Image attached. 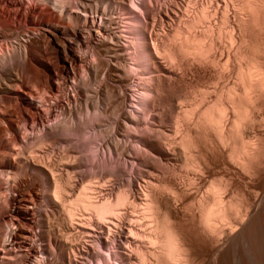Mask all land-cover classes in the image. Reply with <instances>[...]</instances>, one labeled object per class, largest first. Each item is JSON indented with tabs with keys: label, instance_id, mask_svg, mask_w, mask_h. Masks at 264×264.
I'll use <instances>...</instances> for the list:
<instances>
[{
	"label": "rangeland",
	"instance_id": "rangeland-1",
	"mask_svg": "<svg viewBox=\"0 0 264 264\" xmlns=\"http://www.w3.org/2000/svg\"><path fill=\"white\" fill-rule=\"evenodd\" d=\"M257 1L0 0V75L2 73L0 76V123L2 126L6 124L3 126L5 127L3 133L0 134V153L2 150L5 153H16H13L17 158L16 160L14 157L15 161H18L17 163L20 161L19 164L23 165L18 166V170L16 172L13 171L14 174L12 170L10 171L6 162L0 167V264H118L113 247L114 244L116 246H123L124 244L122 243L123 241H118L117 230L119 229L113 226V222H108L111 228L110 231L105 225L106 223L104 224V222L97 220L91 210H87V212L90 211L92 213H87L82 208L81 211L79 210L80 208H77L71 220L67 215L68 202L72 201L73 196H75L82 184L86 183L88 193L92 194V197L94 196L92 200L99 202L106 197L109 199L115 198V192L118 190L124 189V191L130 192L131 190L134 191V189L140 190V187L143 189L147 185L156 193L158 191L161 193L166 188L167 190L165 189L164 192L167 194L169 189H171L170 187L174 188L175 183H178L179 186L181 184L182 190L179 186L176 187H179L178 190L183 191V194L180 191L179 195L182 196V199L179 197L181 199L180 202L178 203V200H176L175 203L179 205L178 210L182 213L187 209L186 207H188L189 203H196V201H192L195 198V194L198 193L196 195L198 197L202 196V192L203 196L206 195L210 182L214 183L216 180L217 182L222 181L224 184L229 180L227 182L230 183L227 184L229 188L231 187L229 189V200L236 201V197H239L243 203L246 200H250L251 196V199L254 198L256 200H253L256 204H263H261L263 207L259 205L261 214L259 213L256 216L257 219L255 218V221L247 224L248 227L245 226L242 230L243 233L237 234L239 237L236 235L234 237L235 240L233 239L234 241L232 240L227 246L224 245L227 254L224 251L221 258L224 261L221 263L222 261L220 260V263H218L244 264L245 261V264H264V210L261 211L264 209V197H262L264 195V181L261 177L259 178L260 174H257L253 169L256 174L253 172L252 176L251 169L249 171L246 170L247 168L242 169L241 167L242 171L236 165L234 166L232 161H229L231 156L225 157L224 162L227 165H224V162H221L222 164L218 162L219 159L217 158L219 156L217 155L219 153L215 149L218 148L217 151L222 150L221 152L226 150V153L223 152L226 156L230 148L226 147V144H223V146L225 145L223 147L219 143L215 129L211 130V135L209 133V136L207 134L210 131L209 129H207L208 131L206 130V135L204 134L205 131H201L204 133H200V135L197 134L198 138L191 134V139L194 135L193 139L196 138L201 147H203L201 150L199 149L200 152L203 151L204 147L207 150H204L205 153L209 151L206 155L202 152L203 156L207 158L208 155H211L213 157L212 161L208 158L209 161L205 160L208 164L211 162L209 164L211 169H209L210 166L206 169L210 171H207L208 173L205 170H203L204 172L201 171L204 174L206 172L205 175L208 177L203 174L204 177H201L200 171H197V173L195 171L193 176L194 173L192 171L194 169L191 164L193 158L195 156L194 161H196L199 156L202 158L203 156L201 153L200 155L198 154L197 149L193 151V148L190 151L188 149L191 147H187V144L184 145L185 140L188 137L190 139V136L185 132L187 127H196L198 115L205 108L212 107V104L218 103L216 106H221L222 103V105H229L228 115L232 117H228L229 119L233 118V111L228 103V92L234 82L237 81L236 71L239 65L245 67L254 60V64L257 61H261L262 63L258 62L257 64L260 63L259 65L264 67V0L262 2L258 1L259 4L261 3L260 5ZM245 2L248 4L246 5ZM249 3H251V6ZM203 6L207 7L205 13L208 15L207 18L204 15L203 17L208 20L202 17L198 21V17H201L200 10ZM249 12L251 13L249 14ZM195 20L196 22L194 23ZM46 24L64 26L68 30L65 33H58ZM78 31L82 33V36L77 37L76 33ZM177 32L180 33L177 34ZM51 34L53 37H51ZM55 37L57 44L60 42L62 43L61 46L67 44L70 50L78 54L79 57L81 55L80 61L76 63L71 61L74 72L67 76L68 78H64L62 82H60V79L57 80L61 83V88L57 92L49 90L50 82L48 76L49 69L55 71L57 68V72L61 69L57 45L54 40L53 42L51 41V38ZM198 41L199 45L202 44L200 46L203 48H200L202 52L199 48H196L197 46H195V49L192 47L193 43L191 42L198 44ZM152 46L159 48L162 55H154L151 52L153 51L152 48H154ZM23 48L37 57L36 62L33 61L31 64L30 70L23 66L24 63L19 59L20 53L25 52ZM207 52L208 54L206 55ZM7 54L9 56H6ZM12 54H15V56L18 54L19 56L17 55V57L19 58L16 57L14 60ZM3 56L6 57L4 58ZM11 56L13 58L11 61L15 62L16 65L9 60L10 58L8 57ZM12 67L16 74L9 78L7 73ZM2 78L5 79L6 83ZM10 79L13 81H10ZM14 84H16V87ZM10 85L13 89H10ZM262 89L261 95L264 92V88ZM247 94L243 96V107H246L248 103L246 96L249 94ZM261 95V105L256 107L257 110H254L257 112L255 113L258 122H254V124L247 127L248 136L251 137L247 136L244 138L248 140H246L247 143L251 142L250 145L254 146L253 149L255 148L256 150L260 147V150H257V157L259 156L258 158L261 160L256 158L255 162L256 160L263 161L264 159H262L264 156L262 155L264 150V94ZM250 107L247 106L246 109L249 110ZM259 107H262V109ZM36 108L43 113V122L35 117L36 114L38 115ZM29 110H31V113H29ZM185 111L186 117L183 115ZM19 115L20 117H18ZM182 115L184 116L182 118L184 121L178 117H183ZM178 118L180 123L177 121ZM260 121L263 124L261 126ZM11 122L15 123L17 128L21 130H19V134H22L21 138L23 140L20 139V141L15 143L14 139H11V132V135L7 132L9 131L7 127H10ZM186 123H188L187 126ZM63 125L65 126L63 127ZM74 126L81 128L82 132ZM5 132L7 135H5ZM52 134L57 137L52 136ZM258 134L262 137L260 138ZM184 135L187 138L186 136L184 137L185 139L183 138V143L181 139ZM7 136H9V141ZM51 136L52 138H50ZM1 141H4L2 142L3 145ZM255 141L258 142V147ZM26 143H31V146L28 145V148ZM158 146H163L162 148L168 150V158L161 155V150H159L161 148L158 149ZM7 149L8 152H6ZM21 150L22 152L24 150V154L20 153ZM201 157L198 158L200 160H197L205 162ZM190 158L192 161H190ZM215 159L216 161L218 160V163ZM259 161L256 163L257 167L260 166ZM260 163L262 167V162ZM216 164L219 165L216 166ZM34 165L35 167L37 166L36 169ZM43 166L45 167L42 168ZM225 166H227V169ZM228 166H231L232 169ZM40 169H43L45 174L39 172ZM51 169L54 170L52 171ZM230 169L233 172H230ZM214 173L217 174L214 175ZM197 174L199 175L197 176ZM13 175L16 179L13 178ZM188 175H191L189 177L195 181L192 180L191 183L190 180H187L190 179L187 177ZM224 176L225 179H222ZM255 176L257 179L254 178ZM193 182H196L195 185L197 184V188L194 187L196 190L190 188L193 187ZM237 182L238 184L235 186L234 184ZM33 184L35 185L33 186ZM57 185L62 188L65 187L64 189L67 193H62L58 200L59 202H54L53 195ZM187 185L190 188L189 192ZM30 187H36L38 195L32 193V188ZM183 187L184 190H187L189 197H186L187 194L183 196ZM192 189H194V193L197 192L194 194ZM71 191L74 192L71 193ZM187 192L185 191V193ZM189 193L190 195L193 193L191 196L194 198L190 197ZM245 195L249 199H245ZM258 196L263 200L258 198ZM184 197L187 199H183ZM239 198L238 200L240 201ZM191 204L189 205L192 207H189L196 209L195 204ZM181 207L183 210H181ZM187 210L186 212L189 213ZM83 214H86V218ZM259 216H263L262 219ZM15 232H18V236H16ZM19 234L21 235L19 236ZM108 234L109 236H107ZM117 243L123 245H118ZM257 245H261L259 250ZM123 248L125 247L123 246ZM147 251L143 246L142 252L146 256L149 254V251ZM214 255L217 254L214 252L209 253V255L203 254L201 259L198 258L197 262L200 260V264L203 262L204 264H215V262L218 264L216 261L217 256ZM235 257L238 258L236 259Z\"/></svg>",
	"mask_w": 264,
	"mask_h": 264
},
{
	"label": "bare ground",
	"instance_id": "bare-ground-1",
	"mask_svg": "<svg viewBox=\"0 0 264 264\" xmlns=\"http://www.w3.org/2000/svg\"><path fill=\"white\" fill-rule=\"evenodd\" d=\"M116 1V0H115ZM121 1V0H120ZM122 1H124V0H122ZM247 1V0H246ZM254 1V0H253ZM259 1V0H258ZM257 1V2H258ZM263 0H260L259 2H262ZM61 2V1H60ZM255 2H256V0H255ZM259 2H258V4H259ZM58 3V2H57ZM84 3V2H83ZM139 3V2H138ZM148 3V2H147ZM243 4V3H242ZM245 4H246V2H245ZM248 4V3H247ZM246 4V5H247ZM251 3H249V5H250ZM261 4V3H260ZM259 4V5H260ZM79 5V4H78ZM77 5V6H78ZM85 5V4H84ZM133 5V4H132ZM138 5V4H137ZM253 5V4H252ZM208 6V5H207ZM243 6V5H242ZM251 6V5H250ZM263 6V5H262ZM153 7V6H152ZM151 7V8H152ZM219 7V6H218ZM252 7H256V6H252ZM251 7V8H252ZM85 8V7H84ZM137 8V7H136ZM207 8V7H206ZM206 8H205V6H203L202 8H201V17H198V21H200L201 19L200 18H202L203 17V15L207 18L208 17V15H206ZM244 8H246L245 6H244ZM250 8V9H251ZM92 9V8H91ZM99 9V8H98ZM261 9V8H260ZM117 10V9H116ZM141 10V9H140ZM262 10V9H261ZM260 10V11H261ZM86 11V10H85ZM88 11V10H87ZM151 11V10H150ZM254 11H255V9H254ZM252 12H253V10H252ZM251 12H249V14H250ZM254 13V12H253ZM177 14V13H176ZM197 15V14H196ZM261 15V14H260ZM194 16V15H193ZM224 16V15H223ZM124 17V16H123ZM205 17H203V18H205ZM242 17V16H241ZM249 17H252V16H249ZM258 17H260V16H258ZM171 18V17H170ZM205 18V20H208V19H206ZM111 19V18H110ZM196 19V18H195ZM204 20V21H205ZM223 20V19H222ZM129 22V21H128ZM196 22V20L194 21V23ZM203 22V21H202ZM209 22V21H208ZM227 22V21H226ZM155 23V22H154ZM225 23V22H224ZM242 23V22H241ZM198 24H199V22H198ZM47 26H50L51 28H53L56 32H58V33H65L68 29H67V27H64V26H58V25H55V26H53V25H48V24H46ZM187 26H189V25H187ZM195 26V25H194ZM192 27H193V25H192ZM213 27V26H212ZM1 28V27H0ZM148 28V27H147ZM209 28V27H208ZM164 29V28H163ZM246 29V28H245ZM46 30V29H45ZM148 30V29H147ZM151 30V29H150ZM183 30V29H182ZM186 30V29H185ZM211 30H212V28H211ZM243 30V29H242ZM50 31V30H49ZM164 31V30H163ZM181 31V30H180ZM213 31V30H212ZM83 32V31H82ZM182 32V31H181ZM41 33H44V32H41ZM152 33V32H151ZM150 33V34H151ZM156 33V32H155ZM178 33H180V32H177V34ZM76 35H77V37H79V36H82V33L80 32V31H78L77 33H76ZM181 35V34H180ZM41 36V35H40ZM56 36V35H55ZM195 36V35H194ZM47 37V36H46ZM51 37H53L52 36V34H51ZM49 38V37H48ZM107 38V37H106ZM194 38V37H193ZM232 38V37H231ZM186 39V38H185ZM201 39V38H200ZM1 40V39H0ZM53 40H54V42L56 43V45H57V52H58V58H59V61H60V64H61V69H60V71L59 72H57L58 70H56L55 69V71H52L51 69H49V74H48V76H49V82H50V88H49V90L51 89V90H54V91H59L60 90V82H62V80L64 79V78H66L67 76H70L74 71H73V67H72V64H71V61H73V62H78V61H80L81 60V55H80V57L78 56V54H76V53H74L72 50H70V48H69V46L66 44H64L63 46H61L62 45V43L60 42L59 44H57V40H56V37L55 38H51V41L53 42ZM194 40V39H193ZM60 41V40H59ZM186 41H189V40H186ZM185 41V42H186ZM197 41V40H196ZM241 42V41H240ZM144 43V42H143ZM186 43H188V42H186ZM191 43H193V49H195V46H197L196 48H202V47H200L201 45H199V41H198V44L196 43V42H191ZM191 43H190V45H191ZM236 43V42H235ZM196 44V45H195ZM237 44V43H236ZM51 45H53V44H51ZM199 45V46H198ZM53 47H54V45H53ZM152 47H154V48H152L153 49V51H151V52H153V54L154 55H156V56H159V55H162L161 53H160V50H159V48H157L156 46H152ZM184 47V46H183ZM191 47V46H190ZM189 47V48H190ZM191 47V48H192ZM241 47V46H240ZM113 48V47H112ZM185 48H186V46H185ZM239 48V47H238ZM21 49V48H20ZM151 49V50H152ZM182 49H184V48H182ZM203 49V48H202ZM211 49H214V48H211ZM4 50V49H3ZM2 50V51H3ZM7 50H9V49H7ZM168 50V49H167ZM198 50V49H197ZM204 50H205V48H204ZM207 50V49H206ZM245 50V49H244ZM23 51H25L24 50V48H23ZM136 51V50H135ZM186 51V50H185ZM189 51V50H188ZM200 51H201V49H200ZM199 51V52H200ZM215 51V50H214ZM264 51V50H263ZM10 52V51H9ZM9 52H8V54H9ZM18 52H20V51H18ZM17 52V53H18ZM22 52V51H21ZM57 52H56V54H57ZM167 52V51H166ZM190 52V51H189ZM202 52V51H201ZM242 52V51H241ZM5 53V52H4ZM13 53H15V52H13ZM169 53V52H168ZM175 53V52H174ZM194 53V52H193ZM6 55V56H9V55ZM19 54V53H18ZM18 54H16V56H15V54H12L13 55V57H14V60L16 59V57H17V55ZM119 54H121L120 52H119ZM170 54V53H169ZM202 55H203V53H201ZM208 54V52L206 53V55ZM240 54V53H239ZM11 55V54H10ZM168 55V54H167ZM202 55H200V56H202ZM204 55H205V53H204ZM241 55V54H240ZM5 56V57H6ZM19 56V55H18ZM164 56V55H163ZM166 56V55H165ZM171 56V55H170ZM196 56V55H195ZM4 57V56H3ZM2 57V58H3ZM4 57V58H5ZM20 57V58H19ZM19 57H17V58H19L20 60H22L21 62L22 63H24L23 64V66H26L29 70H30V67L32 66L31 64L33 63V61H35L36 62V60H37V57L34 55V54H32V53H30V52H28V51H25L24 53H20V56ZM175 57V56H174ZM1 58V59H2ZM3 58V59H4ZM8 58H10L9 60L11 61V60H13V58H12V56L11 57H8ZM173 58V57H172ZM170 59H171V57H170ZM5 60V59H4ZM18 60V59H17ZM151 60V59H150ZM173 60H175V59H173ZM9 61V63H11L12 62V64L14 63L15 64V62H13V61H11L10 62ZM254 61V60H253ZM253 61H252V63H253ZM5 62V61H4ZM8 62V61H7ZM17 62H19V61H17ZM16 62V63H17ZM70 62V63H69ZM258 62H261V61H257L256 62V64H252L251 62V64L250 65H248L247 64V66H245V67H243V66H240L239 65V68L237 69V71H236V73H237V81L236 82H234V85L229 89V92H228V103L230 104V107L232 108V111H233V118L231 119V121H230V119H229V117L231 116H229L228 115V107H229V105H222L221 104V106H216V104H218V103H215V105L214 104H212L213 106L212 107H210V106H208V107H210V108H205L204 109V111H202V113L201 114H199L198 116V119H197V123H196V127H194V126H192V127H194V128H192V127H187V129L185 130V132H186V134L187 135H189L190 136V139H189V137H188V139H189V141H191V142H189L188 141V139L187 140H185V144L184 145H186L187 144V147L189 146V147H191V148H189L188 150H193V148H194V150L193 151H196V149H197V152H198V154L200 155V153H201V155L203 156V153H205L204 152V150H205V147H204V149H203V153L202 152H200V150L203 148V147H201V144L199 143V141L198 140H196V138H194L193 139V137H194V135H195V137L197 136V134H199L200 135V133H204V132H201V131H205V135H206V132L208 131L207 129H209L210 131L209 132H207V134H208V136H209V133H210V135H211V130H213V129H215L214 131L216 132V135H217V139H218V141H219V143H221L222 144V146H223V144H226V147H228V148H230V151L228 150V155L226 154V156H225V154H223V152H225L226 153V150H225V148H224V150L225 151H223V152H221V151H217V149L218 148H216L215 150H216V152H218L219 153V155H217V156H219V158H217V159H219V161L218 162H224V160H225V157H230V159H229V161H232L233 163H234V166L236 165L239 169H241V167H242V169L244 168V169H246V170H249V169H251V175L253 176V172L255 171L257 174H260L259 175V178L261 177V179H263V181H264V165H263V163H264V156L262 157V159H263V161H259V160H261L260 158H258L257 157V155H258V153H257V150L260 148H257L259 145H258V142L257 141H255V142H257V149L255 150V148L253 149V147L250 145V141L252 140H250L249 142L250 143H247V141L244 139L245 137H247L248 136V129H247V127H249V125H252V124H254V122H258V119L256 120V118H257V115H256V111H254V110H257V106H259V105H261L260 104V95H261V93L260 92H262V88H264V86H262L263 84H264V67L263 66H260L259 64H257ZM8 63V64H9ZM171 63V62H170ZM262 63V62H261ZM21 64V63H20ZM20 64H17V65H20ZM182 64V63H181ZM16 65V64H15ZM175 65V64H174ZM263 65V64H262ZM14 66V65H13ZM182 66V65H181ZM25 67V68H26ZM13 67L8 71L9 73H7L8 74V76H9V78H12V76H15L14 74H16V72H14L13 71ZM17 69V68H16ZM36 69V68H35ZM164 69V68H163ZM1 70V69H0ZM25 70V69H24ZM29 70H27V71H29ZM34 70V69H33ZM16 71V70H15ZM23 72V71H22ZM164 74V73H163ZM1 75H2V73H1ZM0 75V76H1ZM20 77V76H19ZM18 77V78H19ZM60 77V78H59ZM72 77V76H71ZM68 78V77H67ZM14 79H17V78H14ZM58 79H60L61 81L60 82H58L57 80ZM2 80H4L5 81V79H3L2 78ZM20 80V79H19ZM66 80V79H65ZM162 80V79H161ZM171 80V79H170ZM10 81H13V80H11L10 79ZM21 81V80H20ZM64 81V80H63ZM1 82V81H0ZM3 82V81H2ZM5 83H6V81H5ZM66 83V82H65ZM64 83V84H65ZM7 85H8V83H7ZM16 84H14V86H15ZM17 85H19V84H17ZM66 85V84H65ZM39 86V85H38ZM262 86V87H261ZM1 87H2V85H1ZM16 87V86H15ZM15 87H14V89H15ZM21 87V86H20ZM8 88V87H7ZM10 89H13V87L10 85ZM35 89V88H34ZM262 89V90H261ZM6 90V89H5ZM18 90V89H17ZM16 90V91H17ZM47 91V90H46ZM32 92V91H31ZM31 92H30V94H31ZM53 92V91H52ZM28 93V92H27ZM249 95H248V94ZM50 94V93H49ZM244 94H247L248 96H250L249 98H248V96H246L247 97V106H251L250 108H249V110L248 109H246V107H243V99H244ZM252 94V95H251ZM263 94H264V92H263ZM262 94V95H263ZM222 95V94H221ZM221 95H219V96H221ZM261 95V96H262ZM2 96V95H1ZM32 96V95H31ZM34 96V95H33ZM13 97V96H12ZM17 97V96H16ZM252 97V98H251ZM1 98V97H0ZM7 98V97H6ZM40 98H42V97H40ZM59 98V97H58ZM264 98V97H263ZM262 98V99H263ZM17 99V98H16ZM15 99V100H16ZM42 99H44V98H42ZM219 99V98H218ZM262 99H261V101H262ZM2 101H3V99H1ZM9 100V99H8ZM59 100V99H58ZM1 101V102H2ZM7 101V100H6ZM11 101V100H10ZM45 101V100H44ZM19 102V101H18ZM219 102V101H218ZM17 103V102H16ZM46 103V102H45ZM227 103V104H228ZM263 103V102H262ZM60 104V103H59ZM62 104V103H61ZM251 104V105H250ZM1 105V104H0ZM58 105V104H57ZM173 105V104H172ZM11 106V105H10ZM44 106V105H43ZM12 107H13V105H12ZM15 108V107H14ZM19 108H21V107H19ZM43 108V107H42ZM62 108V107H61ZM195 108V107H194ZM197 108V107H196ZM230 108V109H231ZM260 108V107H259ZM258 108V109H259ZM1 109V108H0ZM11 109V108H10ZM10 109H8V110H10ZM176 109V108H175ZM193 109V108H192ZM260 109H262V107L260 108ZM14 110V109H13ZM27 110V109H26ZM25 110V111H26ZM36 110H37V113H38V115L36 114V116H35V114H33L35 117H37V119L38 120H40V121H42V119H43V113L42 112H40L39 111V109H37L36 108ZM46 110V109H45ZM190 110V109H189ZM245 110H247V111H245ZM3 111V110H2ZM24 111V112H25ZM31 110H29V113H31L30 112ZM33 111V110H32ZM4 112H6V111H4ZM3 112V113H4ZM13 112V111H12ZM19 112V111H18ZM34 113H36L35 111H33ZM32 112V113H33ZM179 112V111H178ZM256 112V113H255ZM7 113H8V111H7ZM28 113V112H27ZM48 113H50V112H48ZM181 113V112H180ZM200 113V112H199ZM231 113V112H230ZM261 113V112H260ZM12 114H14V113H12ZM21 114V113H20ZM259 114V113H258ZM9 115H11V114H9ZM48 115V114H47ZM185 117H186V111H185V113L183 114ZM182 115V116H183ZM190 115V114H189ZM58 116V115H57ZM91 116H93L92 114H91ZM184 116L183 117H181V116H178V117H180V119L181 120H183L184 121V119H182V118H184ZM229 116V117H228ZM259 116H260V114H259ZM7 117V116H6ZM18 117H20V115L18 116ZM54 117V116H53ZM177 117V116H176ZM191 117V116H190ZM232 117V116H231ZM32 118H34L33 116H32ZM263 118V117H262ZM22 119V118H21ZM26 119V118H25ZM24 119V120H25ZM180 119L178 118L177 119V121H178V123H180ZM188 119H189V117H188ZM3 120V119H2ZM13 120V119H12ZM27 120V119H26ZM33 120V119H32ZM256 120V121H255ZM262 120V119H261ZM9 121H11V120H9ZM9 121H7V122H9ZM13 121H15V120H13ZM35 121V120H34ZM63 121V120H62ZM80 121V120H79ZM263 121H264V118H263ZM0 122H1V119H0ZM23 122V121H22ZM43 122V121H42ZM70 122V121H69ZM182 122V121H181ZM17 123H19V122H17ZM175 123V122H174ZM69 124V123H68ZM79 124V123H78ZM91 124V123H90ZM177 124V123H176ZM187 124L188 123H186V126H187ZM4 125H6V124H4ZM3 125V126H4ZM75 125V124H74ZM82 125V124H81ZM81 125H80V127H81ZM185 125V124H184ZM261 125H263V124H261V121H260V126ZM2 125H1V123H0V134H2L3 133V131H4V129H5V127H3ZM65 125H63V127H64ZM67 126V125H66ZM76 126H78V125H76ZM83 126V125H82ZM176 126V125H175ZM188 126H190V125H188ZM260 126H258V127H260ZM51 127V126H50ZM53 127V126H52ZM75 127V126H74ZM178 127H179V125H178ZM185 127V126H184ZM252 127V126H251ZM257 127V126H256ZM255 127V128H256ZM8 129L7 130H9V131H7V132H9L8 134H10V132H11V134H12V136H10L11 137V139H14V141H15V143L16 142H18V141H20V139H22L21 138V133L19 134V130L20 129H18L17 128V125L15 124V123H12L11 122V124H10V127H7ZM59 128V127H58ZM62 128V127H61ZM73 128V127H72ZM76 128V127H75ZM181 128V127H180ZM66 129V128H65ZM76 129H79V128H76ZM81 129V128H80ZM79 129V130H80ZM264 129V128H263ZM24 130V129H23ZM55 130V129H54ZM54 130H52V131H54ZM79 130H77V131H79ZM178 130V129H177ZM207 130V131H206ZM21 131V130H20ZM76 131V132H77ZM81 131V130H80ZM156 131V130H155ZM253 131V130H252ZM82 132V131H81ZM214 132V133H215ZM250 132H251V130H250ZM6 133V132H5ZM29 133V132H28ZM51 133V132H50ZM78 133V132H77ZM218 133V134H217ZM259 133V132H258ZM10 134V135H11ZM42 134V133H41ZM57 134H59V133H57ZM166 134V133H165ZM191 134H194L193 135V137H192V139H191ZM5 135H7V133L5 134ZM25 135V134H24ZM27 135V134H26ZM138 135V134H137ZM254 135V134H253ZM258 135H260V134H258ZM52 136H54V134H52ZM52 136L50 137V138H52ZM186 135H184V136H182V139H181V141L183 142V138L185 137ZM256 136V135H255ZM42 137V136H41ZM54 137H57L56 135L54 136ZM96 137V136H95ZM212 137H213V134H212ZM249 138L251 137V136H248ZM258 137V136H257ZM262 136L260 135V138H261ZM3 138V137H2ZM8 138H9V136H7V140H8ZM38 138H39V136H38ZM44 138V137H43ZM186 138H187V136H186ZM197 138H198V136H197ZM200 138V137H199ZM259 138V137H258ZM10 139V140H11ZM25 139H27V138H25ZM54 139V138H53ZM185 139V138H184ZM254 139H256V138H254ZM5 140V139H4ZM23 140V139H22ZM28 140V139H27ZM38 140H40V139H38ZM155 140V139H154ZM200 140V139H199ZM257 140V139H256ZM9 141V140H8ZM41 141V140H40ZM39 141V142H40ZM188 141V142H187ZM218 141H216L217 143H218ZM253 141V140H252ZM259 141V140H258ZM2 142H4V141H1V143ZM13 142V141H12ZM11 142V143H12ZM27 142V141H26ZM44 142V141H43ZM151 142V141H150ZM200 142H202L201 140H200ZM254 142V143H255ZM264 142V141H263ZM7 143V142H6ZM36 143V142H35ZM41 143V142H40ZM47 143V142H46ZM152 143V142H151ZM154 143V142H153ZM184 143V142H183ZM18 144V143H17ZM27 144V143H26ZM31 144V143H30ZM29 143L27 144V146L28 145H30ZM39 144V143H38ZM181 144V143H180ZM202 144H203V142H202ZM260 144V143H259ZM2 145H3V143H2ZM15 145V144H14ZM43 145V144H42ZM49 145V144H48ZM182 145V144H181ZM219 145V144H218ZM227 145H229V146H227ZM253 145V144H252ZM255 145V144H254ZM21 146V145H20ZM19 146V147H20ZM31 146V145H30ZM39 146V145H38ZM152 146H154V145H152ZM156 146V145H155ZM225 146V145H224ZM223 146V147H224ZM12 147V146H11ZM22 147V146H21ZM163 147V146H162ZM162 147H160V146H158V149L159 148H161V149H159V150H161V155L162 156H164L165 158L167 157V155H168V150H165L164 148H162ZM187 147H184V148H187ZM252 147V148H251ZM12 148H14V147H12ZM28 148H29V146H28ZM263 148V147H262ZM200 149V150H199ZM214 149V148H213ZM227 149V148H226ZM25 150H26V147H25ZM28 150V149H27ZM184 150V149H183ZM190 150V151H191ZM214 150V151H215ZM260 150V149H259ZM262 150V149H261ZM12 151V150H11ZM192 151V152H193ZM205 151H207V150H205ZM213 151V152H214ZM264 151V150H263ZM262 151V155H264V152ZM6 152H8V149H7V151ZM16 152H17V150H16ZM23 152H24V150H23ZM22 152V150H21V152L20 153H23ZM211 152V151H210ZM13 153L14 152H8V153H5L3 150H2V152L0 153V167L2 166V164L4 163V162H6V164L8 165V167L10 168V171L12 170V172L14 171V172H16V170H18L17 168H18V166H20L21 164H19L20 163V161H19V163H17L16 161H15V158H16V156H14L13 155ZM18 153V152H17ZM31 153V152H30ZM175 153V152H174ZM187 153V152H186ZM207 153V152H206ZM206 153L204 154V155H206ZM208 153H209V151H208ZM207 153V154H208ZM229 153H230V155H229ZM14 154H16V153H14ZM24 154V153H23ZM26 154V153H25ZM191 154V153H190ZM197 154V153H196ZM197 154V155H198ZM216 154V153H215ZM260 155H261V153H259ZM29 155V154H28ZM28 155H27V157H28ZM198 155V156H199ZM261 155V156H262ZM18 156V155H17ZM21 156H22V154H21ZM194 156V155H193ZM216 156V157H217ZM260 156V157H261ZM15 157V158H14ZM19 157V156H18ZM23 157V156H22ZM21 157V158H22ZM201 156H199L198 158H200ZM211 155H208V159H210L211 161L213 160V157H211ZM20 158V157H19ZM25 158H26V156H25ZM29 158V157H28ZM64 158V157H63ZM142 158V157H141ZM168 158V157H167ZM191 158H192V156H191ZM190 158V161H192V159ZM196 157L194 156V158H193V161H192V163L191 162H189V163H191L192 164V166H193V169H191V170H193L192 171V173H194L195 171V173H197V171H203V170H205L206 172L207 171H210V170H206V169H208L209 168V166H210V168L209 169H211V165H209V164H211V162H209V164H208V162L207 161H209L207 158H206V156H203V158L201 157V159L202 160H207V161H205V162H202V161H198V160H200V159H196V161H194V159H195ZM205 158V159H204ZM256 158H258L259 160H256V162H255V159ZM34 159V158H33ZM16 160H17V158H16ZM26 160V159H25ZM215 161H216V159H215ZM216 161V162H217ZM258 161H259V167H257V164L256 163H258ZM217 162V163H218ZM260 162H262V167H261V163ZM26 163H28V161H26ZM40 163H42L41 161H40ZM45 163V162H44ZM18 164V165H17ZM23 164L25 165V163H24V161H23ZM31 164V163H30ZM29 164V165H30ZM38 164V163H37ZM36 164V165H37ZM43 164V163H42ZM46 164V163H45ZM50 164V163H49ZM191 164H190V166H191ZM222 164V163H221ZM231 164V163H230ZM44 165V164H43ZM47 165V164H46ZM219 165V164H218ZM217 164H216V166H218ZM224 165H227V163L225 164V162H224ZM21 166H23V165H21ZM33 166V165H32ZM42 166V165H41ZM49 166V165H48ZM52 166V165H51ZM191 166V167H192ZM232 166V165H231ZM230 166V167H231ZM34 167H35V165H34ZM45 166H43L42 168H44ZM227 166H225V168H226ZM229 167V166H228ZM229 167V168H230ZM257 167V168H256ZM37 168V166L35 167V169ZM47 168V167H46ZM224 168V167H223ZM222 168V169H223ZM234 168H236V167H234ZM20 169H21V167H20ZM24 169H26V168H24ZM23 169V170H24ZM55 169V168H54ZM53 169V170H54ZM216 169V168H215ZM227 169V168H226ZM225 169V170H226ZM231 169H232V167H231ZM229 170L230 172L232 171V170ZM241 169V170H242ZM253 169H254V171H253ZM2 170V169H1ZM22 170V169H21ZM37 170H39V169H37ZM52 170V169H51ZM52 170V171H53ZM234 170V169H233ZM238 170V169H237ZM5 171H7V170H5ZM26 171V170H25ZM28 171H29V169H28ZM48 171L50 172V170L48 169ZM51 171V172H52ZM212 171V170H211ZM228 171V172H229ZM234 171H236V170H234ZM243 171V170H242ZM250 171V170H249ZM248 171V172H249ZM2 172V171H1ZM14 172H13V174H14ZM21 172V171H20ZM39 172H43L44 174H45V171L43 170V169H40V171ZM146 172V171H145ZM149 172H151V171H149ZM204 172V171H203ZM206 172H205V174H206ZM218 172V171H217ZM233 172V171H232ZM239 172V171H238ZM248 172H246V173H248ZM254 172V173H255ZM3 173V172H2ZM18 173V172H17ZM151 173H153V172H151ZM195 173L193 174V176L195 175ZM208 173V172H207ZM211 173V172H210ZM235 173H237V171L235 172ZM246 173H244L245 175H246ZM255 173V174H256ZM20 175H21V173H19ZM22 174H24V172H22ZM28 174V173H27ZM43 174V175H44ZM145 174V173H144ZM149 174V173H148ZM200 174V173H199ZM199 174H197V176L199 175ZM205 175L204 173H202L201 172V174L200 175ZM215 174H217V173H214V175ZM249 174H250V172H249ZM7 175V174H6ZM5 175V176H6ZM11 175V174H10ZM18 175V174H17ZM25 175V174H24ZM52 175V174H51ZM151 175V174H150ZM187 175V174H186ZM201 176V177H204V176ZM233 175H234V173H233ZM9 176V175H8ZM7 176V177H8ZM14 176V175H13ZM45 176V175H44ZM53 176V175H52ZM51 176V177H52ZM64 176V175H63ZM189 176H191V175H188L187 177L188 178H190V179H187V180H190L191 181V183H192V180H193V178H191V177H189ZM206 176V175H205ZM226 176V175H225ZM225 176H224V178H222V179H225ZM250 176V175H249ZM10 177V176H9ZM16 177H18V176H16ZM206 177H208V176H206ZM210 177V176H209ZM216 177V176H215ZM257 177H258V175H257ZM13 178H15V176L13 177ZM25 178V177H24ZM47 178V177H46ZM254 178H256V176L254 177ZM16 179V178H15ZM34 179V178H33ZM56 179V178H55ZM202 179V178H201ZM204 179V178H203ZM218 179V178H217ZM253 179V178H252ZM257 179V178H256ZM260 179V180H261ZM14 180V179H13ZM18 180V179H17ZM27 180V179H26ZM35 180V179H34ZM148 180V179H147ZM199 180H200V178H199ZM198 180V181H199ZM251 180V179H250ZM12 181V180H11ZM20 181V180H19ZM54 181V180H53ZM146 181V180H145ZM149 182H150V180H148ZM152 181V180H151ZM193 181H195V180H193ZM210 181H212V180H210ZM227 181V180H226ZM229 181V180H228ZM227 181V182H228ZM253 181V180H252ZM262 181V180H261ZM71 182V181H70ZM216 182H217V180H216ZM214 182V183H211L210 182V187L208 188L207 187V189H208V191H206L207 192V194L206 195H204L203 196V192L201 193V197H198V196H196L197 194H195L194 193V187H196V185H195V183L193 184V187H190V188H194V189H192L193 190V193L195 194V198L194 197H192L191 195L193 194V193H191V195H190V193H189V195H190V197H192V198H194L192 201L193 202H195L196 201V203H192V204H195V206H196V209L194 208V205H193V208L195 209H191L190 207H192V206H190L189 204H191V203H189L188 201H186L187 203H189L188 204V207H186L185 206V204H183L187 209L188 208H190L189 210H187L186 208V210L187 211H189V213L188 212H186V210H184L182 213H180V210H178L179 209V205H176V203H175V201L176 200H178L177 202L179 203L180 202V200L182 199V196H180L179 194H180V191L182 190V188H181V184H180V186H179V184L178 183H175V186H174V188H172V186L170 187L171 189H169V192L166 194V192H164L165 191V189L161 192V193H159L160 191H158V193H156V192H153V190L152 189H150V186L149 185H147V186H145L143 189L140 187V190H135L134 189V191H130V192H126V191H124V189H121V190H118L117 192H115V195H116V197L115 198H113V197H111V198H113V199H109V198H105L104 200H102V201H99V202H94L93 200H92V198L94 197H92V194H90V193H88V187H87V185H86V183L83 185L82 184V186L77 190V192L75 193V196H73V199H72V201L69 203L68 202V204H69V207H68V216L70 217V220H71V218H72V216H74L75 215V213H76V210H77V208H80L79 210L81 211L82 209H83V211H85V212H87V210H91L93 213H94V215L97 217V220H99V221H101V222H104V224L107 226V228L108 229H110V231H111V228H110V226H109V224H108V222H113V226H116L119 230H117V235H118V237L117 238H119V240L118 241H123L122 243L124 244H121V245H123L125 248H123L122 249V247L123 246H116L115 244H114V254H115V256H116V259H117V261L116 262H118V264H200L201 263V261L199 260V262H197V260H198V258H200L201 259V255L203 256V254H208L209 255V253H215V254H217V255H214V256H217V260H216V257H215V260L217 261V263L219 262L220 263V260L222 261L221 263H223V261H224V259L222 260L221 258H222V256H223V253H224V251H225V253H226V250H225V246H227V244H230L231 242H232V240L234 239V237L237 235V234H240V233H243V229L245 228V226L246 227H248L247 226V224H250V223H252L253 221H255L254 219L256 218V216H258V214L260 213V209H259V205H261L262 203H259V204H256V200L253 198V199H251L252 197L250 196V200H246V202H241V199H240V201L238 200V198L236 197V201H231V200H229L228 198H230V195H229V193H230V190L229 189H231V187L229 188V185H227V184H230V183H223L222 181V183L221 182ZM238 182H240V181H238ZM238 182L237 183H235L234 185L236 186V184H238ZM255 182V181H254ZM88 183V182H87ZM139 183V182H138ZM153 184H155L154 182H152ZM190 183V184H191ZM242 183V182H241ZM259 183V182H258ZM72 184V183H71ZM75 184V183H74ZM90 184V183H89ZM92 184V183H91ZM177 184V185H176ZM188 184H189V181H188ZM205 184V183H204ZM233 184V183H232ZM231 184V185H232ZM243 184V183H242ZM11 185V184H10ZM15 185V184H14ZM22 185V184H21ZM31 185V184H30ZM35 184H33V186H34ZM239 185H240V183H239ZM17 186V185H16ZM32 186V185H31ZM58 186V185H57ZM56 186V190H55V192H54V202L56 201H58L59 199H60V195H62V193H64V192H66L65 191V187H57ZM62 186V185H61ZM71 186V185H70ZM126 186V185H125ZM140 186V185H139ZM152 186V185H151ZM176 186H179L180 188H181V190L179 191L178 189H179V187H176ZM191 186H192V184H191ZM203 186V185H202ZM238 186V185H237ZM248 186V185H247ZM253 186V185H252ZM10 187V186H9ZM68 187V186H67ZM76 187H77V185H76ZM128 187V186H127ZM184 187H185V185H184ZM184 187H183V190H184ZM187 187H188V185H187ZM243 187V186H242ZM251 187V186H250ZM257 187V186H256ZM30 188H32V193H34L35 195H38V193H37V191H36V187L35 188H33V187H30ZM68 188H70V187H68ZM131 188V187H130ZM189 188V187H188ZM190 188L189 189H187L188 190V192H189V190H190ZM197 188V187H196ZM235 188V187H234ZM240 188V187H239ZM20 189V188H19ZM55 189V188H54ZM73 189V188H72ZM91 189V188H90ZM132 189V188H131ZM202 189V188H201ZM167 190V189H166ZM187 190L185 189L184 190V195L183 196H185V194H187L186 195V197L188 196V192H187ZM196 190V189H195ZM229 190V191H228ZM248 190H250V189H248ZM21 191V190H20ZM68 191V190H67ZM90 191V190H89ZM185 191L187 192V193H185ZM254 191H256V190H254ZM24 192H25V190H24ZM23 192V193H24ZM74 192V191H73ZM72 191H71V193H73ZM91 192V191H90ZM93 192V191H92ZM110 192V191H109ZM137 194H136V193ZM165 194H164V193ZM183 191H181V194H183L182 193ZM192 192V191H191ZM199 192V191H198ZM205 192V191H204ZM251 192H253V191H251ZM25 193H27V192H25ZM40 193V192H39ZM67 193V192H66ZM65 193V194H66ZM200 193V192H199ZM232 193V192H231ZM247 193V192H246ZM259 193V195H261L260 194V192H258ZM258 193H257V195H258ZM261 193H262V191H261ZM205 194V193H204ZM228 194V195H227ZM249 194V193H248ZM73 195V194H72ZM101 195V194H100ZM200 195V194H199ZM233 195H234V193H233ZM247 195V194H246ZM244 196V198L246 199L247 198V196ZM250 195V194H249ZM248 195V196H249ZM256 195V194H255ZM254 195V196H255ZM263 195V194H262ZM20 196H21V192H20ZM32 196V195H31ZM34 196V195H33ZM66 196V195H65ZM229 196V197H228ZM231 196H232V194H231ZM234 196H236V195H234ZM253 196V197H254ZM14 197V196H13ZM17 197H18V195H17ZM108 197H109V195H108ZM181 199H180V198ZM189 197V196H188ZM197 197V198H196ZM243 197V196H242ZM262 197H264V195L262 196ZM191 198V199H192ZM232 198V197H231ZM256 198V197H255ZM258 198H260L259 196H258ZM24 199V198H23ZM32 199V198H31ZM62 199V198H61ZM183 199H187V198H183ZM247 199H249V198H247ZM257 199V198H256ZM261 199V198H260ZM15 200V199H14ZM63 200V199H62ZM70 200V199H69ZM232 200H234L233 198H232ZM243 200V199H242ZM253 200H255V201H253ZM261 200H263V199H261ZM32 201H34V200H32ZM53 201V200H52ZM64 201V200H63ZM184 201V200H183ZM189 201H190V199H189ZM53 202V203H54ZM59 202V201H58ZM182 202V201H181ZM258 202V201H257ZM262 202V201H261ZM177 203V204H178ZM183 203V202H182ZM57 204V203H56ZM68 204H67V206H68ZM191 204V205H192ZM64 205V204H63ZM263 205V204H262ZM261 205V207H263ZM183 206V207H184ZM190 206V207H189ZM82 208V209H81ZM182 208V207H181ZM181 210H183V208L181 209ZM264 209H262L261 211H263ZM83 211H82V213H83ZM191 211V212H190ZM88 212H90V211H88ZM87 212V213H88ZM92 212H90V213H92ZM264 212V211H263ZM183 216H182V215ZM261 214V213H260ZM79 215V214H78ZM81 215V214H80ZM84 215V214H83ZM86 215V214H85ZM84 215V216H85ZM78 218H79V216H77ZM83 217V216H82ZM186 217V218H185ZM259 217H261V216H259ZM263 217V216H262ZM262 217H261V219H262ZM84 218V217H83ZM85 218H86V216H85ZM87 218H88V216H87ZM111 218H113V219H111ZM80 219V218H79ZM257 219V218H256ZM83 221V220H82ZM263 221V220H262ZM97 223V222H96ZM255 224V223H254ZM258 224V223H257ZM261 225V224H260ZM20 226V225H19ZM256 227V226H255ZM258 227H259V225H258ZM262 227V226H261ZM21 228V227H20ZM114 229V228H113ZM112 229V230H113ZM254 229V228H253ZM264 229V228H263ZM263 229H261L262 231H263ZM19 230V229H18ZM248 230V229H247ZM17 231V230H16ZM94 231V230H93ZM109 231V230H108ZM109 231V232H110ZM114 231V230H113ZM112 231V232H113ZM14 232V231H13ZM115 232H116V230H115ZM245 233V232H244ZM255 233V232H254ZM15 234H16V236H18V232L16 233L15 232ZM110 235L112 234V233H109ZM109 234L107 235V236H109ZM116 234V233H115ZM21 234H19V236H20ZM95 235V234H94ZM113 235V234H112ZM250 235V234H249ZM258 235V234H257ZM65 236V235H64ZM67 236V235H66ZM114 236V235H113ZM112 236V237H113ZM238 236V235H237ZM254 236V235H253ZM252 236V237H253ZM259 236V235H258ZM56 237V236H55ZM239 237V236H238ZM242 237H243V234H242ZM251 237V236H250ZM27 238V237H26ZM60 238V237H59ZM107 238H109V237H107ZM244 238H245V236H244ZM247 238V237H246ZM254 238V237H253ZM241 239V238H240ZM264 239V238H263ZM110 240H112L111 238H110ZM114 240V239H113ZM235 240V239H234ZM233 240V241H234ZM248 240V239H247ZM251 240H253V239H251ZM258 240H259V237H258ZM257 240V242H259ZM92 241V240H91ZM237 241V240H236ZM240 241V240H239ZM246 241V240H245ZM255 241V240H254ZM264 241V240H263ZM116 242H117V240H116ZM238 242V241H237ZM46 243V242H45ZM108 243V242H107ZM111 243H113V242H111ZM115 243V242H114ZM118 244V243H117ZM120 244H118V245H120ZM238 244V243H237ZM243 244H244V242H243ZM251 244V243H250ZM112 245V244H111ZM225 245V246H224ZM248 245V244H247ZM71 246V245H70ZM110 246V245H109ZM145 247L146 248V251L148 250L149 251V254H148V256H146L143 252H145V251H143L142 252V247ZM250 246V245H249ZM258 246V245H257ZM259 246H261V245H259ZM258 246V250L260 249V247ZM52 248V247H51ZM149 248V249H148ZM229 249H231L230 247H228ZM236 248H238V247H236ZM251 248V247H250ZM250 248H248L249 250H250ZM253 248V247H252ZM251 248V249H252ZM254 249V248H253ZM54 250V249H53ZM66 250V249H65ZM101 250V249H100ZM233 250H235V249H233ZM248 250V251H249ZM264 250V249H263ZM110 251V250H109ZM147 251V252H148ZM250 251H252V250H250ZM230 252H231V250H230ZM236 252V251H235ZM254 252H255V250H254ZM261 252V251H260ZM110 253H111V251H110ZM239 253V252H238ZM252 253V252H251ZM256 254H257V252H255ZM254 253V254H255ZM264 253V252H263ZM104 254V253H103ZM113 254V253H112ZM111 254V255H112ZM227 254V253H226ZM225 254V255H226ZM229 254V253H228ZM237 254V253H236ZM248 254V253H247ZM101 255H102V253H101ZM108 255H110V254H108ZM238 255V254H237ZM260 255V254H259ZM262 255V254H261ZM103 256V255H102ZM114 256V255H113ZM114 256V257H115ZM199 256V257H198ZM227 256V255H226ZM225 256V257H226ZM236 256V255H235ZM240 256V255H239ZM250 256V255H249ZM248 256V257H249ZM252 256H254V255H252ZM256 256V255H255ZM260 257H262V256H260ZM37 258V257H36ZM99 258H100V256H99ZM236 258V257H235ZM238 258V257H237ZM236 258V259H237ZM243 258H244V256H243ZM242 258V259H243ZM235 259V260H236ZM240 259V258H239ZM245 259V258H244ZM255 259V258H254ZM257 259H258V257H257ZM109 260H111V259H109ZM119 260H121V261H119ZM205 260V259H204ZM251 260V259H250ZM202 261H203V257H202ZM211 261H212V259H211ZM237 261V260H236ZM256 261V260H255ZM99 262V261H98ZM107 262V261H106ZM241 262H242V260H241ZM257 262H258V260H257ZM34 263V262H33ZM71 263V262H70ZM206 263V262H205ZM211 263V262H210ZM218 263V264H219ZM225 263V262H224ZM28 264V263H27ZM99 264V263H98ZM114 264V263H113ZM202 264H204V262L202 263ZM209 264V263H208ZM215 264H216V262H215ZM239 264V263H238ZM244 264H245V261H244ZM252 264V263H251ZM256 264V263H255ZM259 264V263H258Z\"/></svg>",
	"mask_w": 264,
	"mask_h": 264
}]
</instances>
